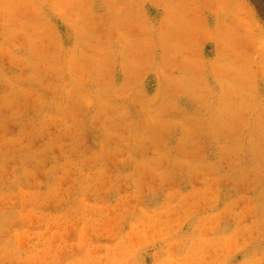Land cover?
I'll return each instance as SVG.
<instances>
[{"label": "rangeland", "instance_id": "rangeland-1", "mask_svg": "<svg viewBox=\"0 0 264 264\" xmlns=\"http://www.w3.org/2000/svg\"><path fill=\"white\" fill-rule=\"evenodd\" d=\"M0 264H264L251 0H0Z\"/></svg>", "mask_w": 264, "mask_h": 264}, {"label": "trees", "instance_id": "trees-1", "mask_svg": "<svg viewBox=\"0 0 264 264\" xmlns=\"http://www.w3.org/2000/svg\"><path fill=\"white\" fill-rule=\"evenodd\" d=\"M253 3H254V5H255V7H256V10H257V12H258V14H259V16L262 18V19H264V5H262L260 2V4L259 3H257L255 0H251Z\"/></svg>", "mask_w": 264, "mask_h": 264}]
</instances>
